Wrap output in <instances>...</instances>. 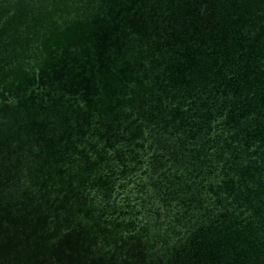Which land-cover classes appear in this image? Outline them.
Returning a JSON list of instances; mask_svg holds the SVG:
<instances>
[{"label":"water","instance_id":"95a60500","mask_svg":"<svg viewBox=\"0 0 264 264\" xmlns=\"http://www.w3.org/2000/svg\"><path fill=\"white\" fill-rule=\"evenodd\" d=\"M190 6L0 0V264H264V0L167 32ZM209 85L232 93L205 117ZM195 129L204 154H166L161 136ZM191 188L222 239L166 256L171 193Z\"/></svg>","mask_w":264,"mask_h":264},{"label":"flooded vegetation","instance_id":"af4514ba","mask_svg":"<svg viewBox=\"0 0 264 264\" xmlns=\"http://www.w3.org/2000/svg\"><path fill=\"white\" fill-rule=\"evenodd\" d=\"M190 8L186 11V16H179L177 20L171 21L169 26L167 27L168 21L165 20L164 26L166 31L170 32L173 30L178 31H189L193 30V26L189 24V20L192 19L193 24L196 25L197 30L204 29L211 22H217V26L221 23L220 18H225L231 13V9L229 8V0H189ZM204 14V16H203ZM203 16V18H201ZM162 18V17H159ZM166 36H171L170 34ZM201 82L196 80L194 85H199ZM211 89L210 85L207 86L204 90L198 91L196 95H202L198 100H196V105L200 109V113H205L204 116L209 115L210 112H218L223 109V106H228V100L231 98L230 91L229 93L218 91L212 92L209 94V90ZM191 95V94H190ZM184 96L188 97V93H185ZM194 98V97H193ZM226 110V108H225ZM183 130H178L177 133H171V131H167L163 136H161L160 144L165 148L166 154L171 155L177 159L178 162H184V160L188 162H193V159L197 158V154L201 151L202 154L205 153L201 148L200 137L202 135V131L193 130L192 138L182 140ZM178 152L177 155H174V152ZM172 170L177 172L176 169L179 167L175 162L171 164ZM169 175L168 172L165 173ZM167 185V186H166ZM168 185L174 186L171 190ZM178 183L174 182V177L166 178L164 180H160L158 182L159 191L164 192H174L178 190ZM177 194L171 193L170 201L173 202L174 211L171 214V218L175 221L174 224H169V229L173 231L174 235L177 234L180 236V239L175 243H168L166 245L161 246L163 251L161 253L166 256H170L174 253L175 249L189 247V243L194 242V249L190 254H193L194 250L203 245H208L211 243L215 245L217 243V239L221 240L222 238H218L217 228H215L214 224L209 225V221H200L199 211L208 208V203L204 201V198L201 196H195L194 190L191 189H183ZM169 210V205H166L164 215H167V211ZM169 220V218H168ZM164 221H167L164 219ZM204 224V225H203ZM209 225V226H207ZM208 227V228H207ZM193 234H196L195 237H192ZM230 252H232L231 247H228ZM179 257L177 263H181L189 260V256L187 255V249L184 251H179ZM224 254L223 251H220L219 254L216 255L214 264L221 263L226 256L221 255ZM233 254L231 253L227 256L226 260L232 261ZM192 259V258H191ZM221 260V261H220Z\"/></svg>","mask_w":264,"mask_h":264}]
</instances>
